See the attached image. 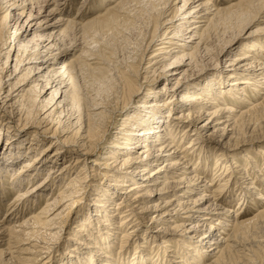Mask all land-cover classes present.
Here are the masks:
<instances>
[{
    "label": "bare ground",
    "instance_id": "1",
    "mask_svg": "<svg viewBox=\"0 0 264 264\" xmlns=\"http://www.w3.org/2000/svg\"><path fill=\"white\" fill-rule=\"evenodd\" d=\"M76 1L0 0V211L11 190L17 189L13 196L18 200L31 192L34 197L31 204L28 200L24 204L25 211L29 210L25 217L13 225L0 220V264H50L55 260L47 244L57 234L64 210L69 211L75 203L83 178L93 179L97 194L89 201L92 207L83 211L69 251L60 255L56 264H155L148 254L158 245L180 255L166 264L236 260L264 264L261 246L247 254L242 251L247 249L243 248L246 237L264 229V207L256 210L254 217L241 215L253 200L252 193L264 203V187L259 188L260 180L255 179H263L264 161L256 165L250 155L257 146L243 149L242 164L225 152L264 140V44L244 42L246 50L238 48L224 55L227 63L219 65L224 47L247 26L264 20V0H227V5L223 0L212 4L209 0H174L180 5H171L173 0H114L108 6L106 0ZM99 3L104 7L93 15L92 9ZM86 4L88 11L78 13ZM61 5L65 8L60 9ZM224 21L233 22L239 30L215 44L212 35ZM262 25L255 28L262 29ZM254 32L250 29L246 35ZM106 34H120L125 42L121 61L100 52V47L108 44L99 43L98 36ZM153 46L143 67L145 53ZM67 50H71L68 57ZM91 52L102 57L96 58L94 66L88 61ZM212 65L219 68L214 78L205 85L192 83ZM94 70L101 77V89L82 94L79 77L87 71L93 75ZM157 78H164L158 91L136 99L147 87L140 81ZM120 87L125 91L118 96ZM107 89H113L109 95L114 91L117 95L105 97ZM129 104L133 109L121 114ZM176 110L180 111L176 118L182 122L175 120ZM116 116L120 117L116 140L102 147L103 156L88 160L107 142L106 133ZM17 122L30 127L12 126ZM209 127L208 135L222 153L194 148L197 142L193 136L198 133L196 139L202 140L200 132ZM56 141L68 148L61 151ZM17 157L23 161L20 166ZM210 157L214 168L209 182L201 187L198 175ZM217 165L227 173V179L220 177L222 172L217 174ZM259 165L260 169H255ZM46 168L45 174L53 179L51 189L40 178V171ZM238 168L247 181H241L235 199L230 188L224 189L233 182ZM256 170L259 174L254 177L251 174ZM65 177L62 187L54 192L55 184L61 186ZM216 178H222L216 180L217 186L212 183ZM23 182L29 185L27 189L22 188ZM40 190L47 193L41 204ZM233 200L240 204L229 221L227 204ZM9 204H5V219L22 213L23 204ZM38 205V210H33ZM149 211L154 214L144 216ZM135 217L158 222L152 232L157 237L143 229L142 220L138 223ZM165 232L170 233L160 236ZM184 233V238L173 237ZM117 236L119 245L115 247ZM132 236L138 239L130 257L131 247L126 242ZM157 238L161 241L155 244ZM178 244L185 247L180 248L181 253L174 248ZM169 246L174 247L170 250Z\"/></svg>",
    "mask_w": 264,
    "mask_h": 264
},
{
    "label": "rangeland",
    "instance_id": "2",
    "mask_svg": "<svg viewBox=\"0 0 264 264\" xmlns=\"http://www.w3.org/2000/svg\"><path fill=\"white\" fill-rule=\"evenodd\" d=\"M90 3H91V0H88ZM112 1H114V0H106V2H105V5H107L108 3H110V2H112ZM180 1V0H179ZM193 1H195V0H193ZM210 2V4H212L213 2L212 1H214V2H216V0H209ZM218 1V0H217ZM76 2H81L80 0H78V1H76ZM76 2H74V6H73V11H76V9H77V3ZM89 2H88V4H89ZM177 3V4H179L180 5V3L181 2H176V1H172L171 2V5L173 4V3ZM78 3V4H79ZM88 4H86V6L84 5V7L82 8V9H80V10H78V13H86L87 11H88V8H90V6L88 5ZM194 4V3H193ZM228 4V2H227V0H223V5H227ZM109 5V4H108ZM107 5V6H108ZM89 6V7H88ZM138 6H140V5H138ZM137 6V7H138ZM60 9H64L65 7H64V5L62 6H58ZM103 7H104V5H100V3L98 4V5H95L94 6V8L92 9V12H93V15L94 14H98L102 9H103ZM213 7H211V9H212ZM137 21H138V17H137ZM140 21V20H139ZM138 21V22H139ZM258 23H254V24H251V25H249V26H247L246 27V29L244 30V32L243 33H240V34H238L236 37H234L229 43H228V45L226 46V47H224V50L222 51V55H220L221 57H220V60H221V64H219V65H221V66H224V65H226V63L227 62H224V58H228V57H225L224 55H226V54H231L232 52H236V50H238V48H241L240 50H242V51H244V50H246V48L245 49H243L242 47H244L243 46V44H244V42H247V41H253V40H256L257 42H260L261 44H264V28H262V29H256V28H259L260 26H263L262 24H264L263 22H264V20H262V21H257ZM237 26L238 25H236V24H233V22H230V21H224V22H221V24L218 26V28H217V30H218V32L215 34V33H213V41H214V43L216 44H219V43H221L220 41H221V39H226V38H228L229 36H233L239 29H236L237 28ZM258 26V27H257ZM256 27V28H255ZM255 28V29H254ZM250 29H252V30H255L256 32H254V33H251V34H249V35H246L249 31H250ZM127 33H129V32H126L125 33V35H127ZM116 35V34H115ZM115 35H109V34H106V35H99L98 36V40H99V43H103V41H105V43H103L104 45H106V44H108L106 47L105 46H103L102 45V47H100L101 48V50L102 51H100V52H103V55L105 56V57H107L108 56V53H111V55H112V59L111 60H113V61H115V60H118V62L119 61H121L120 59H122V57H123V50H122V48H123V45L125 46V42L123 43V39H122V37L120 36V34H117L116 36ZM120 37H119V36ZM108 36V37H107ZM95 37H97V35H95ZM110 37H112V38H110ZM161 37V36H160ZM160 37H158V38H160ZM261 37H263L262 39H261ZM107 38V39H106ZM109 38V39H108ZM104 39V40H103ZM121 39V40H120ZM184 39H187V37H186V35H185V37H184ZM113 40V41H112ZM88 41V40H87ZM122 41V42H121ZM107 42V43H106ZM111 44V45H110ZM123 44V45H122ZM85 46V45H84ZM93 46H94V44L92 45V46H88V48L90 49L91 47L93 48ZM109 46V47H108ZM114 47V48H113ZM155 46H153V47H151V49H149V50H147L146 51V53H145V60L143 61V67L147 64L146 62H147V58H148V56H149V54L152 52V49L154 48ZM112 48V49H111ZM121 48V49H120ZM96 49V48H95ZM94 49V50H95ZM104 49H106V50H104ZM110 49V50H109ZM114 49V50H113ZM119 49V50H118ZM109 50V51H108ZM115 51V52H114ZM67 54L65 55L66 57H68V56H70L71 55V50H67ZM91 53H94V52H91ZM98 52H97V54H96V52L94 53V54H92V56H90V58H92L91 60H88V61H90V64H92V66H94L93 64L97 61V59L96 58H102L101 56H98ZM114 54V55H113ZM96 56V57H95ZM103 56V57H104ZM96 60H95V59ZM210 69L211 70H209L208 69V73H205L204 71L202 72V73H199V74H197L198 76H196V79L197 80H195V82H192L193 84H206V82L208 81V79L209 78H211V77H215V75L216 74H218L219 73V68H216V65H212L211 67H210ZM75 70H78V67H76V69ZM95 71V70H94ZM73 72H76V71H73ZM96 73V74H95ZM84 74H86V75H84ZM84 76L82 75V76H80L79 77V80H78V82H79V85H80V89H81V92H82V94H84V92H87V93H98L97 92V90L96 89H101V82H99L101 79V77L99 76V74H97V71H95L94 73H93V75L91 74V72L89 71H87V72H84ZM89 76V77H88ZM100 77V78H99ZM84 78V79H83ZM108 79H110L109 77H108ZM111 80H108V85H110V87L112 88V81L110 82ZM164 81V78H157V80H155V79H153V80H149V81H147V82H143L142 80L140 81L142 84H143V86H147L146 87V90L144 91V93H142V94H140L139 95V97L138 98H136V99H140V97H142V95H151V92L154 90V89H157V91H158V88H160L158 85L160 84V83H162ZM189 81H192L191 79H189ZM145 83H147L146 85H144ZM185 83H186V81H185ZM82 87V88H81ZM91 87V88H90ZM99 87V88H98ZM108 88H109V86H108ZM85 90V91H84ZM90 90V91H89ZM109 90V91H108ZM96 91V92H95ZM110 91H113V89L111 90V89H107L106 90V92L104 93V95H105V97L107 96L108 98H112L113 96H115V95H117V94H114V93H116L115 91L113 92V94H112V92L110 93L111 95H109V92ZM124 91H125V88H124ZM124 91L122 90V87H120V89H119V91H118V96H120V95H122L123 93H124ZM102 95H103V92H102ZM111 96V97H110ZM135 101V100H134ZM232 105H235V103L236 102H234V101H232ZM133 106L134 105H132V104H129L124 110H122V112H121V114H123V113H129L132 109H133ZM175 112V120L176 121H180V122H182L183 120L182 119H177L176 118V116L178 115V113L180 112L179 110H176V111H174ZM166 115V114H165ZM8 118H10V117H8ZM119 116H116V118H115V120H114V122L109 126V130H108V133H106L107 134V137H108V139L106 140L107 142H105L103 145H101L100 146V148H97V150H98V153L97 154H93V155H91V157L88 159V160H91V159H95V158H98V156L101 154L102 156H103V152H104V149L105 148H107V146L109 145V142H111L112 140H116V138H115V135H116V133L118 132V129H119V124H120V121H119ZM10 120H13V122H14V120L15 119H13V118H11ZM6 121V120H5ZM3 123V122H2ZM5 124H6V122H5ZM25 124V123H24ZM7 125V124H6ZM6 125H4V124H2V127L4 128V126H6ZM13 125H15V127L16 128H19V127H22L23 126V124H21V123H16V124H12V126ZM27 125H29V124H26V125H24L23 126V128H28V127H30V126H27ZM211 131V127H209V128H205L204 130H202L201 132H200V135H201V137L203 138L202 140H198V139H196V137L198 136V133L196 134V136L194 135L193 136V138H195V142L194 143H196L197 142V144L194 146V148H204V149H206V150H209V151H217V152H219V153H222V151H220V148L219 147H217V146H214V142H213V139L211 138V136L209 137V132ZM7 135H10V132L7 134ZM11 136V135H10ZM117 136V135H116ZM118 136H119V134H118ZM64 144V142H60V141H56V143H55V146L56 147H59L60 148V150L61 151H65L68 147H66V146H62L63 144ZM108 144V145H107ZM245 146H235L233 149H231V150H228V151H225V152H230V153H228V154H226V156H230V155H233V157L234 158H236V160H237V162H241V164H242V162H244L243 161V157H242V155H243V149H250L252 146H257L259 149H261V151H258L259 149L257 148V147H253V151L250 153V155L253 157V158H255V164L256 165H258V164H261V163H259V162H262V161H264V140L262 141V142H260V143H258V144H255L254 142H250V143H247V144H244ZM0 146H2V142H0ZM104 149H103V148ZM47 151H49V147H48V150ZM138 152V151H137ZM224 152V153H225ZM63 154V153H62ZM28 157V156H27ZM231 158V157H230ZM17 159H18V161H19V163H18V165L17 166H20V164H22L21 162H23V161H21V157H17ZM23 160V159H22ZM163 159H161L159 162H161ZM234 161H229L228 163H227V165H226V167L227 166H229L230 164V162H231V165H232V167H234L236 164H234L233 162H235L236 160L235 159H233ZM214 163H215V161H214V158H212V157H210L207 161H206V163H205V168H204V170L202 171V173H200L198 176H199V178L200 179H198L197 181H200V182H198L199 183V185H201V187H202V185H204L206 182H209L208 180L211 178V169H213L214 168ZM258 163V164H257ZM56 168H58V167H56ZM217 168L219 169V165H217ZM216 168V170L218 171L217 172V174H220L219 172H222L221 174H220V177H222V178H225V179H227V177H226V175H227V173L226 174H224L225 173V171H223V169H217ZM240 168V167H239ZM238 168V169H239ZM260 169V165H259V167H255V169ZM262 168V167H261ZM264 168V167H263ZM211 170V171H210ZM230 170V169H229ZM234 170H237V169H234ZM47 171H48V168H46V169H43V171H40V178H41V180H43L44 182H46V184H48V185H46V188H52V184H53V179L51 178V176H49V177H47V174H45V173H47ZM240 169L239 170H237L236 171V173L237 174H234V176H233V182L235 181V183H233L232 182V180H230L229 181V183H228V185L226 186V188L224 189V191H226L228 188H230V190L232 191V192H230L231 193V195L233 196V198H235L236 199V197H238L239 196V187L241 186V181H244V179L246 178V176L243 174H240ZM211 172V173H210ZM262 172H264V171H262ZM256 174H259L258 173V170H256V172L254 173V174H251L252 176H254V177H256V176H258V175H256ZM203 175V176H202ZM207 175V176H206ZM236 175V176H235ZM251 175H249V177H251ZM239 176H240V178H239ZM244 176V177H243ZM45 178V179H42V178ZM68 177V176H67ZM67 177H65V179H63V180H61V186H59L58 184L56 185L55 184V186H54V189H53V191L54 192H57V188H59V187H62V185L64 184V182L66 181V179H67ZM202 177V178H201ZM207 177V178H206ZM209 178V179H208ZM222 178H216L215 179V183L214 182H212L213 184H215V186H217V184L218 183H216V180L217 179H222ZM240 180H239V179ZM256 180L257 179H259V180H257V181H259V183L261 184L260 185V187L259 188H262V187H264V177H263V179H261V178H259V177H256L255 178ZM237 180V181H236ZM246 180V179H245ZM247 181V180H246ZM245 181V182H246ZM52 182V183H51ZM110 182V181H109ZM239 182V183H238ZM262 182V183H261ZM231 183H232V185H231ZM93 184V179H86V180H84V178H83V180H82V182L78 185V187L79 188H81V189H79V190H77V193H75V196H74V198H73V200L75 201V203L73 204V206L70 208V210L68 211L67 209L66 210H64V213H63V216H61L62 218H61V220L63 221L62 222V224H61V226H60V228H58L57 229V234H53L51 237H50V239H49V243L47 244L49 247V249H51V251H52V255L54 256L53 258L55 259L54 261H51L50 262V264H56L57 263V261H58V257L60 256V255H64V253H67L69 250H68V246H69V244L71 243V240H75L74 238H75V236H74V231H75V228H78L77 226H79V224L83 221V216L84 215H82L83 214V211H86V208L87 207H92L91 205H89V201H91L92 202V199H94V197L96 196V194H97V192L95 191V186H93L92 185ZM80 185H82L81 187H80ZM27 186H29L26 182H23V184H22V188L23 189H27L28 187ZM242 186H244V184L242 185ZM25 187H27V188H25ZM78 187H77V189H78ZM22 189V190H23ZM92 189V190H91ZM17 190V189H16ZM16 190H11V192H10V190L8 191V193L9 194H7L5 197H4V203H3V207L1 208V211H0V220H2V221H4V220H9V225L11 224V225H13L12 224V222H15V220H18V219H22L23 217H25L27 214H28V212H29V210H26L25 211V207L26 206H24V204H26L27 205V203H28V201H29V204H31V201H32V199L34 198L33 197V192H31L30 194H28V196L26 197V195L25 196H23V198L21 199V200H18L16 197H17V195L16 196H13L14 194H15V192H16ZM260 190V189H259ZM40 191H42V190H40ZM93 191V192H92ZM223 191V192H224ZM263 191H264V188H263ZM223 192H222V194H223ZM233 193V194H232ZM38 195H40L42 198H41V202H40V204L43 202V200L45 199V197L47 196V193H45V192H40V193H38ZM225 195V194H224ZM207 197V196H206ZM217 197V198H216ZM215 197V199H217L218 200V196H216ZM251 198H253V200L252 201H248V203L246 204V209L243 211V209H244V207H245V205L243 204V206H242V211H243V213L241 214L242 216L243 215H245V217H247V218H251V217H254V214L256 215V212H258L259 210L261 211L262 210V207H264V203L263 202H259L257 199H256V197H257V194H255V192L254 193H252L251 194V196H250ZM240 198V197H239ZM154 199L155 198H153L152 199V202L154 201ZM28 200V201H27ZM11 201V202H10ZM21 203V204H23L22 206H21V208L22 209H20L21 211L20 212H22L21 214H16V216H15V218H12V216L13 215H11L10 217H8L7 219H5V217L7 216L6 214V212H5V204H11L12 202H16V203H19V202ZM220 201V200H219ZM218 201V202H219ZM234 201V202H233ZM232 201V203H229V204H227L228 206H229V211H230V215H229V218H227V220H232L233 219V217H234V214H235V211H233V210H235L238 206H239V204H240V202H237L236 200H233ZM152 202L151 203H149L148 205H150V204H152ZM222 201H220L219 202V204L221 203ZM257 202V203H256ZM9 204V205H10ZM39 204V205H40ZM222 204V203H221ZM39 205L37 206V207H34L33 208V210H38V207H39ZM87 205H89V206H87ZM256 205V206H255ZM221 206H223V204L221 205ZM249 209V210H248ZM256 210H258V211H256ZM32 211V210H31ZM78 211H81L79 214H78ZM5 213V214H4ZM152 214H154V212L153 211H149V212H147L146 214H144V216H149L150 217V215H152ZM240 214V213H239ZM17 216H19V217H17ZM139 217V216H138ZM149 217H147V218H149ZM136 218V217H135ZM179 218H176L175 220H178ZM136 220H137V222L139 223L141 220V222H143L142 224H143V229H146L147 231H148V233L149 234H152L153 236H156L157 237V235L155 234V233H152L153 231H154V226H156V225H158V222H156L154 219L153 220H151L150 222H147V220H144V219H137L136 218ZM140 220V221H139ZM117 222V221H116ZM186 223L185 224H188L189 223V220L188 221H185ZM8 223V222H7ZM188 225H186L185 226V228L187 227ZM40 230H42V229H40ZM258 230V229H257ZM263 230L264 229H260L258 232L257 231H254V233H252V235L250 234V235H248V237H246V239L248 240L247 242H246V240H245V242L243 241V243L244 244H246L247 243V245H243V243H242V245L244 246L243 248L245 249V248H247L246 250H243L242 249V251H243V253L244 254H247V250H248V252H249V250H254V249H258V248H260V247H258V246H261L262 247V249H263V254L262 253H259V254H261L263 257L261 258V260L264 262V236H263ZM183 231V230H182ZM256 232V233H255ZM263 234H262V233ZM170 232H165L164 234H161L160 236H163V235H168ZM185 234L186 233H184L182 236L180 235V234H177V235H175V236H173V237H182V238H184V236H185ZM79 235V234H78ZM254 235V236H253ZM258 235V236H257ZM255 237V238H254ZM250 238V239H249ZM263 238V239H262ZM138 239V238H137ZM136 237H134V236H132V237H128V240H127V242H126V245L127 244H129V247H131L130 248V253H129V256L131 257V255H132V253H133V251H132V247H135L134 245L136 244L135 242H136ZM51 240V241H50ZM194 240H196V239H194ZM249 240H250V242H249ZM259 240V241H258ZM139 241V240H138ZM160 239H156V242H155V244H157V243H160ZM183 242H185V241H183ZM185 243H187V242H185ZM250 243V244H249ZM253 243V244H252ZM254 243H256V244H254ZM146 244H148V243H146ZM174 244V242L173 243H170V245H173ZM188 244V243H187ZM249 244V245H248ZM117 245H119V236H117V239L115 240V241H113V246H117ZM133 245V246H132ZM149 246H151V244L149 243L148 244ZM242 245L240 244V246L242 247ZM263 245V246H262ZM159 246V245H158ZM155 246V248L154 247H152L151 249H150V253L148 254V256H149V258H151V260L155 263V264H163L164 262H165V264L166 263H168L169 261L171 262L172 260L174 261V260H176L177 259V257L176 256H180L177 252H169V249H165V247H162V246ZM164 246V245H163ZM250 246V247H249ZM162 247V248H161ZM174 247V246H173ZM173 247H171V246H169V248H170V250L173 248ZM184 247V246H183ZM183 247H182V245H180V244H178V246L177 247H174V248H176V251H178L179 253H181V251H180V248H182V250H183ZM205 247V246H204ZM156 248H158L157 250H156ZM185 248V247H184ZM204 249V248H203ZM159 251V252H158ZM167 251V252H166ZM259 251V250H258ZM173 255H172V254ZM168 254H170V255H168ZM258 254V255H259ZM261 255H259V256H261ZM128 256V255H127ZM171 256H173V257H171ZM247 256V255H246ZM58 258V259H57ZM163 260H162V259ZM172 258V259H171ZM167 260H168V262H167ZM258 260V259H257ZM256 260V261H257ZM240 264V260H236L235 262L234 261H230L229 263L227 262L226 264ZM257 264H259V262L257 261Z\"/></svg>",
    "mask_w": 264,
    "mask_h": 264
}]
</instances>
